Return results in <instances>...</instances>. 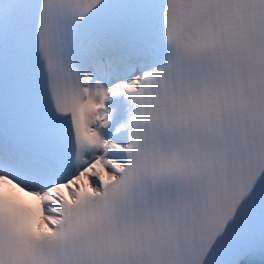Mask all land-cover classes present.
Masks as SVG:
<instances>
[{"label": "snow or ice", "instance_id": "obj_1", "mask_svg": "<svg viewBox=\"0 0 264 264\" xmlns=\"http://www.w3.org/2000/svg\"><path fill=\"white\" fill-rule=\"evenodd\" d=\"M0 264H264V0H0Z\"/></svg>", "mask_w": 264, "mask_h": 264}]
</instances>
